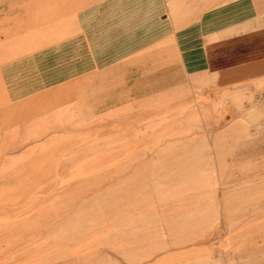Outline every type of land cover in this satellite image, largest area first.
I'll return each mask as SVG.
<instances>
[{"label": "rangeland", "instance_id": "obj_1", "mask_svg": "<svg viewBox=\"0 0 264 264\" xmlns=\"http://www.w3.org/2000/svg\"><path fill=\"white\" fill-rule=\"evenodd\" d=\"M176 54L173 76L185 80L159 90L148 87L157 76L149 71L114 73L106 86L101 75L94 86L51 90L24 104L10 103L20 90L0 89V264H264V115L242 116L232 86L187 72L180 48ZM2 78L0 72V85ZM138 81L147 85L145 103L136 97L123 104L125 84ZM93 92L103 102L112 94L114 106H90ZM107 164L128 165L112 172ZM246 173L248 184L239 178ZM112 175L123 178L130 208H137L131 212L145 218L129 234L114 226L97 231V218L84 210L91 201L75 210L92 196L93 184L75 198L60 195L68 183ZM228 185L252 187L248 201L260 207L253 230L225 233L239 205L234 196L226 202ZM64 205L86 214L61 216ZM203 234L208 242L199 240Z\"/></svg>", "mask_w": 264, "mask_h": 264}, {"label": "crops", "instance_id": "obj_2", "mask_svg": "<svg viewBox=\"0 0 264 264\" xmlns=\"http://www.w3.org/2000/svg\"><path fill=\"white\" fill-rule=\"evenodd\" d=\"M194 10H200L196 20ZM179 24L186 27L174 28ZM19 42L24 44L20 46ZM178 48L187 72L217 78L219 87L232 86L235 105L239 96L244 106L242 116L249 111L264 115V0H0V89L21 92V102L15 98L10 103H32L55 89L80 91L87 86L83 82L94 86L101 75L106 76L101 80L104 84H113L114 73L149 71L157 76L148 87H169L185 80L173 76L179 73L175 65ZM164 63L167 67L162 71L159 67ZM146 88L144 81L132 85L127 82L123 93L127 100L123 104L132 103L136 97L145 103ZM111 95L108 93L103 102L93 92L88 104L112 107ZM77 99L82 101L79 95ZM234 111L238 113L236 106ZM235 126L233 122L230 127ZM113 165L119 164H107V168L124 172L128 164ZM108 177L111 181L102 185ZM115 177L68 183L60 195L72 199L84 191L82 186L93 184L92 196L75 210L91 201L84 210L89 209V216L97 218V231L114 226L121 228L124 235L129 234L130 227L145 226V218L142 213L131 212L137 208H130L133 200L123 192V178ZM249 177L248 173L239 174L245 184ZM251 192V186L235 190L228 185L224 190L227 203L232 196L239 200L235 226L231 228L226 221L225 233H235L241 227L249 232L256 226L260 207L248 201ZM114 193L119 196L112 203L106 198ZM102 199L106 201L101 203ZM67 207L58 206L63 211L61 216L76 218L86 214L71 213L75 205ZM158 228L160 234L164 233L163 223L155 222ZM210 238L203 234L199 240L205 243ZM185 239L192 240L182 238Z\"/></svg>", "mask_w": 264, "mask_h": 264}]
</instances>
